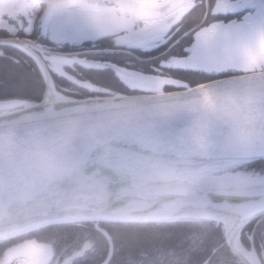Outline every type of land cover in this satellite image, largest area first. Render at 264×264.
<instances>
[{
	"label": "water",
	"instance_id": "1",
	"mask_svg": "<svg viewBox=\"0 0 264 264\" xmlns=\"http://www.w3.org/2000/svg\"><path fill=\"white\" fill-rule=\"evenodd\" d=\"M0 43L29 51L41 64L46 62L33 47L78 56L26 38H0ZM88 62L118 69L108 62ZM248 73L197 85L208 88ZM197 85L159 93L71 97L56 91L50 75L41 100L0 111V129H14L22 143L67 141V152L80 169L78 176L58 175L37 192L22 190L18 177L25 165L0 145V241L65 222L216 221L224 225L233 254L244 264H258L255 250L246 253L239 235L247 222L264 214V183L203 184L188 194L176 183L184 171L178 156L185 132L180 116L169 114L168 102L196 91ZM8 102L0 101V106ZM262 157L264 141H259L234 161Z\"/></svg>",
	"mask_w": 264,
	"mask_h": 264
},
{
	"label": "clouds",
	"instance_id": "2",
	"mask_svg": "<svg viewBox=\"0 0 264 264\" xmlns=\"http://www.w3.org/2000/svg\"><path fill=\"white\" fill-rule=\"evenodd\" d=\"M90 3L108 6V0H90ZM62 5L60 0H30L32 10L44 16L67 11ZM25 6L26 0H5L0 5L3 8ZM72 11L82 12L93 26L102 22L88 9L73 8ZM227 50L236 56L243 51L237 43L228 45ZM168 103L169 114L180 116L185 132L184 147L178 156L184 171L175 177L183 194L210 183L219 170L257 142L264 141V65L258 72L229 77L223 83L213 82L208 88L197 86L196 91ZM0 145L11 150L25 165L18 177L22 190L37 192L58 175H79L80 169L67 152V141L22 143L14 129L3 128Z\"/></svg>",
	"mask_w": 264,
	"mask_h": 264
},
{
	"label": "trees",
	"instance_id": "3",
	"mask_svg": "<svg viewBox=\"0 0 264 264\" xmlns=\"http://www.w3.org/2000/svg\"><path fill=\"white\" fill-rule=\"evenodd\" d=\"M0 50V64L19 71L29 83L23 89L8 87L0 92V100L28 103L41 99L45 83L35 59L12 45L0 44ZM63 72L65 74L52 77L56 89L68 95L84 96L92 92L86 82L101 88L119 89L121 86L109 69L85 67L76 62L66 66ZM214 77L217 75L202 73L201 77H196V83ZM256 161L247 165V169H264V159ZM263 224L264 220L258 228ZM25 238L54 244L55 258L62 264H242L229 250L222 225L216 222L56 224L1 241L0 257L9 246ZM86 241L93 245L85 249L82 245ZM73 249L78 251L72 253Z\"/></svg>",
	"mask_w": 264,
	"mask_h": 264
},
{
	"label": "flooded vegetation",
	"instance_id": "4",
	"mask_svg": "<svg viewBox=\"0 0 264 264\" xmlns=\"http://www.w3.org/2000/svg\"><path fill=\"white\" fill-rule=\"evenodd\" d=\"M259 1L230 0L234 8L241 11L236 13L230 11L228 19L235 21V24H239L245 19L247 20L251 14L256 12ZM248 4H254L257 7L247 8L248 14L245 15V6ZM62 6L67 9L65 12L68 13L71 19L63 12L61 16H56L57 14H52L55 17H52V15L45 16L43 22L49 23L48 21L52 19H55L58 23L80 20L82 23L90 24L82 12L72 11L73 8L88 9L97 14L102 22L97 25L98 28L95 29L93 37L97 41H106L110 45L101 48L115 50L112 61L125 70V72L115 71L111 74L117 83L121 85L119 89L122 90L120 91H128V89L137 92L169 91L184 88L171 85H193L196 83V77L185 81L180 70L171 67H161L164 62L171 63L170 55L175 54L170 53L171 50H169L166 54H170L158 56L166 48L162 51L157 49L169 41H176L202 21L203 23L199 27L189 32L186 36L192 34L194 44H197L198 41L204 42L208 40L213 29L203 28L201 30V26L204 24L205 17L208 14L206 0H108L107 7L93 5L90 0H78L76 7ZM194 6L196 7L194 8ZM225 22L230 23V21ZM146 39H153L155 42L146 43ZM189 46L185 45V47ZM146 58L153 59L145 60ZM152 60H156L157 63L146 62ZM213 66L212 62L210 64L198 62L194 65L195 68L200 69L201 73L206 75L211 74L215 70H220L219 67ZM189 67H193V65H189ZM127 71H133L136 74L129 76ZM159 76H163L162 78L164 79L160 84L162 87L160 89L149 88ZM98 90L101 91V89ZM253 227L254 225L251 227L248 225V228L246 227L241 233V242L246 248L251 247L250 238ZM254 243L259 255L258 261L264 264V253L262 251L264 250V224L260 228L257 226L254 234Z\"/></svg>",
	"mask_w": 264,
	"mask_h": 264
},
{
	"label": "rangeland",
	"instance_id": "5",
	"mask_svg": "<svg viewBox=\"0 0 264 264\" xmlns=\"http://www.w3.org/2000/svg\"><path fill=\"white\" fill-rule=\"evenodd\" d=\"M5 2V0H0V5H2ZM259 5L256 9V12L254 14H251L248 19L243 20L242 22L238 23H223L222 27H214L212 28L211 36L208 38V40L204 42H197V44H200L201 47L205 49H210V54H207L199 63H211L219 67L220 69H232V70H257L260 69L262 65H264V0L259 1ZM27 6L20 8V7H9V8H3L0 7V37H15L18 35H25L28 34L30 36L32 32H35V29L33 27L32 23V17L35 15L34 23L38 20L43 19L44 15L42 13H39L38 11H33L30 6V0H26ZM29 17H26L28 15V12L25 16L22 14L25 13L27 10H29ZM22 13V14H18ZM66 16H68L70 19L71 17L68 15L67 12ZM18 14V15H17ZM62 13L57 14L56 16H61ZM52 17H55L52 15ZM45 22V21H44ZM47 28L43 30V33L47 34L46 37H48V43L52 44L54 48H65L70 49V47H74L75 49L80 48L81 46L77 43H73L69 40H63L60 43L53 44L51 41L53 38L60 40V33L53 32V26L56 27H63L67 25L68 23H58L55 19L48 21ZM75 27L77 28H84L88 31L90 36L96 40L94 36L95 29L98 28V26H93L92 24H85L82 23L80 20H73L70 21ZM45 24L41 23L38 25V28L42 29ZM203 28H201L202 30ZM184 40V39H183ZM97 41V40H96ZM237 43L241 45L243 51L242 54L239 56L231 54L227 50V46ZM223 45V47H222ZM97 46H85L84 48H94ZM0 52H2L0 50ZM168 55V54H167ZM53 56V55H51ZM47 56V57H51ZM104 57H107L106 55H101ZM60 61H57V65H60ZM63 66V65H62ZM213 66V67H214ZM163 76H159L156 78V81L149 87V88H157L160 89L162 86H160L161 82L164 80L162 78ZM129 79V77H128ZM246 165L247 163H243V165ZM242 164L239 166H243ZM252 173H257L253 172ZM237 173H229V176H234ZM251 178V179H250ZM255 178V179H253ZM257 175L253 177H249V181L244 183H252L256 181H260V179ZM256 180V181H252ZM262 180V179H261ZM252 181V182H251ZM217 182V181H213ZM221 183H239L234 181H228V180H219L216 184ZM155 244H158L157 241H154ZM153 242V243H154ZM93 244L91 242H84L82 246L85 247V249L88 247H91ZM44 247V250L41 252L36 251L35 247L32 248V250H29L22 256V260L19 261L18 264H62V262L55 258V248L54 244L52 245H42ZM29 249L28 247L26 248ZM75 251H78L76 249H73L71 252L74 253ZM264 253V250H262ZM8 252V251H7ZM23 253V252H22ZM76 253V252H75ZM19 254V253H18ZM16 254L15 251H9L5 254L4 260L0 261V264H10L12 258L19 257L22 254ZM17 255V256H16ZM144 255V254H143ZM70 257H67L69 259ZM262 259V258H261Z\"/></svg>",
	"mask_w": 264,
	"mask_h": 264
},
{
	"label": "snow or ice",
	"instance_id": "6",
	"mask_svg": "<svg viewBox=\"0 0 264 264\" xmlns=\"http://www.w3.org/2000/svg\"><path fill=\"white\" fill-rule=\"evenodd\" d=\"M60 2L66 7H76L78 5V0H60ZM202 6V5H201ZM196 6H194L195 8ZM249 7H257L254 4H248L245 6L244 14L247 15L246 9ZM233 13L240 12L241 10L234 8L230 0H212V2L208 5V14L205 17L204 24L201 26L202 28H214V27H222L223 21L228 19L229 12ZM231 23H235L231 19H228ZM53 32L60 33V40L55 38L52 39V43H60L63 40H69L73 43L79 44L81 47L85 46H98V47H108L110 46L106 41H96L94 40L88 31L84 28H77L71 22L63 27L53 26ZM191 41V42H190ZM45 43H48V39H45ZM146 43L155 42L153 39H146ZM190 45L189 47H185V45ZM164 48H167V44L162 45L158 48V51H162ZM210 49H205L201 47L200 44L193 43L192 34L186 36V38L180 41L174 48L171 49V53L175 55H170L171 63L164 62L161 64V67H171L176 68L182 72V78L187 81L194 77H201L202 73L200 69L194 67V65L200 62L207 54H210ZM45 61L47 65L51 66V71H49V67L46 64H41L38 62V67L40 71V75L42 78H47L50 75H63L62 65L67 64L68 66H73L76 63L75 59H70L66 56H51L45 57ZM57 61H60V65H57ZM81 63H85L80 61ZM147 63L156 64V60L148 61ZM189 65H193V67H189ZM88 66V65H85ZM118 71H124L118 69ZM218 74L223 76L231 75V71L229 70H215ZM136 73L133 71H127V75L133 76ZM17 87V88H27L29 86L28 80L15 69L8 68L3 64H0V92L5 91L8 87ZM54 86V81H53ZM174 87H185L191 86L188 84H178L171 85ZM199 86V85H197Z\"/></svg>",
	"mask_w": 264,
	"mask_h": 264
},
{
	"label": "bare ground",
	"instance_id": "7",
	"mask_svg": "<svg viewBox=\"0 0 264 264\" xmlns=\"http://www.w3.org/2000/svg\"><path fill=\"white\" fill-rule=\"evenodd\" d=\"M243 179L248 180V177L242 178L241 174L234 175V176L224 175V176L219 177L217 179H212V181H219V180L239 181V180H243ZM243 181H245V180H243Z\"/></svg>",
	"mask_w": 264,
	"mask_h": 264
}]
</instances>
